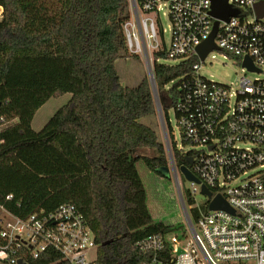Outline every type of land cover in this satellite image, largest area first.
I'll list each match as a JSON object with an SVG mask.
<instances>
[{
    "label": "trees",
    "instance_id": "16d2710c",
    "mask_svg": "<svg viewBox=\"0 0 264 264\" xmlns=\"http://www.w3.org/2000/svg\"><path fill=\"white\" fill-rule=\"evenodd\" d=\"M0 8V206L23 218L72 204L94 234L97 264H144L150 254L138 242L183 228L178 217L162 219L165 204L152 207L149 198L146 179L167 180L170 164L156 132L140 121L156 114L149 80L122 86L115 67L129 52V0H0ZM164 60L153 55L152 76L170 155L177 170L190 168L191 150L177 148L167 112L177 123L197 60ZM66 93L69 101L34 132L36 111ZM181 194L196 216L188 191ZM170 251L165 243L159 257ZM28 264L68 263L48 249Z\"/></svg>",
    "mask_w": 264,
    "mask_h": 264
},
{
    "label": "built area",
    "instance_id": "2783aa9c",
    "mask_svg": "<svg viewBox=\"0 0 264 264\" xmlns=\"http://www.w3.org/2000/svg\"><path fill=\"white\" fill-rule=\"evenodd\" d=\"M225 2L237 12L227 20L211 15V0H129L131 16L123 30L130 53L146 63L156 53L173 62L197 60L176 105L179 138L191 148L187 169L199 180H186L196 213L185 209L191 238L185 241V231L179 237H146L137 244L141 253L150 254L144 264H264V78L243 75L233 88L198 74L199 63L216 50L235 58L247 73L264 75V16L255 14L264 0ZM159 14L169 20L167 48L157 27ZM215 22V49L201 61L196 48L208 40ZM245 58L253 70L242 65ZM164 135L170 155L165 130ZM177 148L185 152L183 146ZM201 185L210 197L200 193ZM175 186L181 194L177 176ZM198 192L204 196L202 204L195 198ZM216 196L228 210H209ZM165 243L171 246L170 256L160 258ZM48 249L68 264H97L94 234L72 204L23 218L0 206V264H28Z\"/></svg>",
    "mask_w": 264,
    "mask_h": 264
},
{
    "label": "rangeland",
    "instance_id": "374dc122",
    "mask_svg": "<svg viewBox=\"0 0 264 264\" xmlns=\"http://www.w3.org/2000/svg\"><path fill=\"white\" fill-rule=\"evenodd\" d=\"M131 16V15H130ZM129 16V20H130ZM157 27L160 30H163L162 37L164 40L165 47H168L169 39H170V32H169V20L162 14H159ZM166 64H176V62L170 60L163 61ZM146 61L140 57L133 55L132 53L128 52L126 57L123 59H119L115 63V67L117 73L120 78V83L122 86L133 87L135 86L143 77H146L151 80L152 77V62L149 61V68L150 73H148L146 68ZM200 68L198 70V74L210 81L216 82L218 84L223 85H232L233 88L236 84L238 78L240 76L245 75L248 79H263V74H253L247 73L244 69H242L241 65L237 62L235 58L232 56L226 55L219 51H211L204 63H199ZM152 85V83H150ZM172 86V84H168V87ZM154 95V99L156 102V114L152 117H146L141 119L142 123H145L147 126H151L152 129L156 132L158 139L165 145V135H164V123L163 118L161 115L162 122L160 121L159 112L160 111V103L158 101L157 93L155 91L154 85L151 87ZM71 95L69 93L62 94L57 98H50L45 104H43L35 113L32 122L31 128L34 132H38L42 129V127L46 124L49 118L62 106H64L70 99ZM167 119L169 120V126L171 128V132L173 137L175 138L177 145L182 146L180 144L179 132L177 129L176 117L174 115L173 109H169L167 112ZM149 124V125H148ZM184 151H189L191 148L189 146H183ZM141 154L149 155L148 151H142ZM175 173L177 175V179L180 182V189L185 190L188 186V183L184 179L183 175L175 169ZM168 174L169 178L167 180L160 179L153 175H149L148 179H146L148 191H149V198L151 202V206L164 203L165 208L167 209V214L165 217L162 216V219H170L178 217L182 221V230L185 231V235L189 240L191 238V231L188 227L184 219V213L182 211V207L180 204V200L178 198V192L175 186V180L173 176L172 167L169 164L168 166ZM166 195V200L163 198ZM196 200L202 204L204 203L205 199L199 192L195 195ZM161 208V207H160ZM173 211H169V209H174ZM186 209V207H185ZM173 233L176 236H180L182 232ZM171 238V236H169ZM92 253L89 254L91 257Z\"/></svg>",
    "mask_w": 264,
    "mask_h": 264
},
{
    "label": "water",
    "instance_id": "95a60500",
    "mask_svg": "<svg viewBox=\"0 0 264 264\" xmlns=\"http://www.w3.org/2000/svg\"><path fill=\"white\" fill-rule=\"evenodd\" d=\"M211 4H212V11H211V15L218 18V19H223V20H227V18L231 15H236L237 12L235 10H231L229 9V7L226 5L225 0H211ZM255 14L257 16V18H262L264 16V4H259L255 6ZM216 26H217V22L214 23L213 26V30L212 33L210 35V37L208 38L207 41L203 42L202 44H200L197 48H196V53L199 57V60H203L205 58V56L207 55V53L213 49H215L214 43H213V39H214V35H215V30H216ZM243 66H245L246 68H248L249 70H253L252 64L249 62V60H247L246 58L243 60L242 63ZM146 68L148 73H150V68H149V64H146ZM150 83H152V85H150L151 87L154 85V80H153V76L151 77ZM156 105V102H155ZM161 112H159V116H160V121L162 122L161 119ZM165 149L167 150V153L169 155V149H168V145L165 142ZM170 156V155H169ZM170 158V157H169ZM170 160V165L172 167V171H173V176H174V180H176V173H175V166L171 160ZM185 161L191 165L192 164V159L191 158H186ZM178 171L183 175L184 179L187 181H191L194 182L195 184H199V180L196 179L187 169L186 166H182L180 168H178ZM178 192V198L180 200V204L181 207L183 209V213H184V217L187 218V213L185 211V207L181 198V194ZM200 193L202 195H205L207 197L211 196L210 191L207 190V188L204 185L200 186ZM209 210H228L225 202L218 196L214 197L211 202L209 203L208 206ZM18 264H24L22 263L20 260L18 261Z\"/></svg>",
    "mask_w": 264,
    "mask_h": 264
},
{
    "label": "crops",
    "instance_id": "0c3cea01",
    "mask_svg": "<svg viewBox=\"0 0 264 264\" xmlns=\"http://www.w3.org/2000/svg\"><path fill=\"white\" fill-rule=\"evenodd\" d=\"M1 12H2V9L0 8V14H1Z\"/></svg>",
    "mask_w": 264,
    "mask_h": 264
}]
</instances>
